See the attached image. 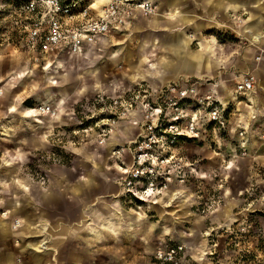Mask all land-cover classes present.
Masks as SVG:
<instances>
[{
	"label": "rangeland",
	"instance_id": "1",
	"mask_svg": "<svg viewBox=\"0 0 264 264\" xmlns=\"http://www.w3.org/2000/svg\"><path fill=\"white\" fill-rule=\"evenodd\" d=\"M29 1L0 0V156L7 149L19 147L20 151L28 152L25 162L22 161L21 170L32 174L37 180L45 181L46 172L52 164L74 165L73 162L78 159L76 147H80L77 149L79 155L86 157L87 152H94L96 159V150L104 144L97 141L99 124L110 115V109L98 103V95L103 92L112 96L122 94L114 89L112 91L110 85L126 87L127 90L139 81L130 82L132 73L128 71L130 55L140 50V44L128 41L116 51L106 44L98 52L92 50L89 54L84 53L88 57L85 59L80 58L79 54L68 53L35 59L27 45V32L32 18L41 13L29 12L26 8ZM94 1L81 0V4L88 5ZM248 17L249 12L243 11L239 19L242 27L237 25L234 30L228 22L219 32L220 38L237 41L238 47L242 48V68L236 70L230 82L235 80L236 75L242 78L249 72L255 73L264 58V43L256 42L240 32L249 24ZM177 46L178 43L173 44L172 48L177 49ZM193 52L196 56L207 55L204 49ZM199 58L198 63L201 64L203 59ZM168 59L171 61L170 57ZM182 61L180 59L178 64L181 65ZM210 61V57L205 59L202 66L208 65ZM140 64L135 62L132 68ZM162 64L163 69L172 70L167 68L170 65L164 61ZM261 72L257 75L260 79ZM40 104L53 105L57 108V114L33 111V107ZM27 110L32 112L27 114ZM127 118H121L114 131ZM89 125L92 128L88 131L74 132V129ZM180 145V154L187 163L193 162L191 166L194 168L189 171L186 182H171L162 194L170 191L172 183H176L179 196L185 191L189 195V192H193L186 203L192 216L174 224L175 234L165 236L174 231L158 213L159 209L168 208L165 202L159 207L154 204V200L132 197L134 205L148 212L149 221L156 224L155 228L151 230L148 226L147 231L140 235L134 233L124 242L116 238L118 240L114 242H100L91 249L80 250L74 230L91 222L92 210L103 206L99 195H107L115 189L110 182L106 188V185L100 184L94 187V194L89 197L91 200L83 207V217L78 216V207L73 203L66 217L62 216L58 206L55 207L52 214L54 223L45 224L49 228L44 236L47 241L45 249H39L44 239L42 233H38L34 241L25 238L22 244V240H15L6 230L0 231V257L6 259L13 256L18 264H75L71 256L83 251V257H89L87 264H92L91 261L93 264H129L126 258L130 251L132 258H141L147 260V264H153L148 258V249L155 248L161 238H173L191 242L196 247L201 245L200 250L195 248L193 252L196 256L192 264H264V145L258 147V152L263 154L259 159L243 158L249 154L242 155L239 149L234 151L230 146L225 148L213 136L187 140ZM87 156L91 158L89 154ZM98 163L102 166L100 170H103V162ZM57 164L52 167V177L67 179L71 171ZM76 173L79 176L81 171L77 169ZM117 177L118 174L115 176L116 181ZM182 198L177 199L179 201L175 207H179ZM118 213L116 207L115 214ZM101 220L102 226L113 228L112 215L104 223L105 217H101ZM65 228L68 238L59 240V233L66 231ZM190 230L194 232L189 236L187 232ZM96 233L101 234L102 231L98 229ZM24 245L26 251L21 250ZM33 254L41 256L40 263H35ZM130 264L145 263L136 260Z\"/></svg>",
	"mask_w": 264,
	"mask_h": 264
},
{
	"label": "crops",
	"instance_id": "2",
	"mask_svg": "<svg viewBox=\"0 0 264 264\" xmlns=\"http://www.w3.org/2000/svg\"><path fill=\"white\" fill-rule=\"evenodd\" d=\"M152 1L156 6L154 13L145 15L136 12L134 15L129 16L126 24L120 30L108 33L92 46L85 48L79 54L80 58H88L84 53L89 54L92 50L98 52L106 44L107 46L110 44L116 51L126 45L128 41H136L140 44V50L136 53L131 51L128 71L132 73L131 78L129 76L130 82L133 80H146L157 87L171 81L202 80L199 87L205 90L213 87L217 96L229 108L230 132L227 133L226 137L218 139V142L224 145L225 148L230 146L231 150L236 151L239 147L235 144L237 142L235 131L237 128L243 127L250 137L247 144L249 155L243 156V158L258 157L259 159L263 154L258 152V147L264 145L262 135L264 132V58L255 69L254 89L238 93L235 84L241 76L236 75L233 82H230V79L235 76L233 74H236V70L242 68V48L241 46L238 47L237 41L220 38L219 32L223 30L224 25L228 22L232 29L236 30L237 25H239L240 14L246 11L249 12L247 21L249 24L243 25L244 28L240 29L241 34L256 42L262 41L264 43V0ZM106 2L108 0L91 2L92 8L99 11ZM239 26L242 27V25ZM176 43H178L177 49H173L172 45ZM183 48H186L185 51ZM199 49H204L207 55L196 56L193 51ZM164 54L166 55L163 56ZM169 57L171 61H169ZM199 57L203 59L201 64L198 63ZM209 57L211 58L210 63L203 67L202 63L205 62V59L208 60ZM180 59L183 60L181 65L178 64ZM163 61L165 64L170 65L167 68H172V70L163 69L161 67ZM135 62L141 64L132 68V64ZM260 71H262L261 79L257 77ZM111 85L112 91L114 89L117 93H123L126 90V87L120 88L121 86ZM31 112L32 110H27V114ZM140 118L141 112L135 111L118 130L112 132L108 140L100 149L96 150L98 161L95 159L94 152H87L85 157L79 155L77 149L80 147H76L78 159L73 162L74 165L69 167L57 163L52 164L46 172L47 180L45 181L37 180L32 174L21 170L24 164L22 161L25 162L24 158L28 157V152L20 151L19 147L3 151L1 155L3 159L0 160V210H6L7 214L0 211V231L6 230L7 233L13 235L15 240H22V244L25 238L34 241L36 235L41 233V226L54 223L52 214L56 206L61 210L62 216L66 217L69 206L75 204L78 207L77 210H79L78 216L83 217V207L88 200H91L89 197L94 194V187L100 184L106 185V188L110 182L114 185V191L107 195H99L100 200L103 201V206L92 210L90 223L74 230L73 234L78 240L77 243L80 244L79 249L85 251L100 242L108 243L118 239L124 242L134 233L140 235V233L147 231L148 226L149 229H154L156 224L149 221L148 212L140 208L139 205H134L132 203L133 198L126 194L122 185L115 180V176L119 173L120 162L124 159L126 161L130 160L129 152L125 151L122 157L117 155L115 150L119 145L125 143L124 139L128 141L135 136L138 130L136 121ZM231 140L235 142L232 143ZM88 154L91 158L87 156ZM98 162H103V170H100L102 166ZM56 164L71 171L67 179L58 180L52 177L51 170ZM77 169L81 171L79 176L76 173ZM62 176L65 177L64 173ZM82 180V183L79 182ZM78 186L80 189H76ZM176 189V183H172L170 191L158 195L154 200L156 206L160 207L162 206L161 203L165 202V207H168L164 210L161 208L160 211L155 210L159 214L161 213L160 217L167 220L166 225L174 228L172 233L165 234L163 232L165 236L176 233L175 223L185 220L190 215L192 216V212L186 206V203L188 198L192 197L191 193L193 192H189V195L185 191L179 197H183L180 200L179 207H175V203L179 201L177 200L179 198L172 201L171 193ZM116 207L118 214H115ZM111 215L114 221L113 228L112 226L109 228L102 226L101 217H105L104 223L106 218ZM59 216L61 217V215ZM15 217L21 218V224L17 229L13 228ZM98 229L102 231L101 234L96 233ZM65 230L59 233V240H67V229L65 228ZM193 232V230H190L187 235L190 236ZM101 235L103 236L98 239ZM166 242L185 243L189 246L186 259L182 264H192L193 258L196 256L193 254L195 248L198 250L201 247V245L196 247L191 242L161 238L155 248L148 249V258L153 264H160L154 259V252ZM26 249L27 247L24 245L21 250L26 251ZM83 251L75 252L71 256V260L75 261V264H87V258L89 257H83ZM129 252L128 258H126L129 264L132 261L136 262V260L138 262L144 261L147 264V260L132 258ZM32 256L35 263L41 262V256L36 254ZM92 259L93 257H91ZM91 263L93 264L92 261ZM0 264L18 263L11 256L6 259L0 257Z\"/></svg>",
	"mask_w": 264,
	"mask_h": 264
},
{
	"label": "built area",
	"instance_id": "3",
	"mask_svg": "<svg viewBox=\"0 0 264 264\" xmlns=\"http://www.w3.org/2000/svg\"><path fill=\"white\" fill-rule=\"evenodd\" d=\"M26 8L29 12L41 13L32 18L27 32V45L35 59L50 54L82 53L103 36L120 30L136 12L149 15L156 11L152 0H108L99 11H95L92 4L82 5L81 0H30ZM255 81L254 71L247 73L236 81V91H252ZM201 82L199 79L171 81L156 87L139 80L122 94L112 96L103 92L98 95V103L110 109L107 120L99 124L97 141L101 144L107 141L121 118L141 112L135 136L115 150L122 157L125 151L130 154L129 161L120 162L117 177L129 196L156 200L169 183L186 182L194 163L184 160L180 144L209 136L218 142L230 132L228 106L213 87L201 89ZM33 109L38 113L57 114V108L51 104H40ZM90 128L92 125L82 126L74 132ZM235 134V144L242 155H247L250 137L246 129L239 127ZM262 135L264 137V132ZM20 224L21 218L15 217L13 228L17 229ZM48 230L46 225L41 226L44 239L40 250L45 249L44 236ZM188 250L185 243L166 242L155 250L154 259L160 264H182Z\"/></svg>",
	"mask_w": 264,
	"mask_h": 264
},
{
	"label": "bare ground",
	"instance_id": "4",
	"mask_svg": "<svg viewBox=\"0 0 264 264\" xmlns=\"http://www.w3.org/2000/svg\"><path fill=\"white\" fill-rule=\"evenodd\" d=\"M79 54H81V53H79ZM152 192V191H151ZM150 192V193H151ZM172 195H171V199H172V201H174L177 197H181L184 193H182V195L181 196H179L180 194H179V190H176V191H173L172 193H171ZM37 246H39V245H37Z\"/></svg>",
	"mask_w": 264,
	"mask_h": 264
}]
</instances>
